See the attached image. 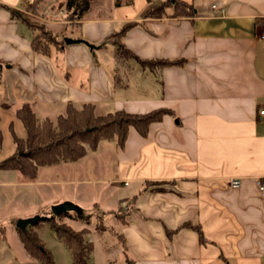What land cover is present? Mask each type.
<instances>
[{"label":"crops","instance_id":"0c3cea01","mask_svg":"<svg viewBox=\"0 0 264 264\" xmlns=\"http://www.w3.org/2000/svg\"><path fill=\"white\" fill-rule=\"evenodd\" d=\"M31 1L0 0L2 133L5 120L13 142V134L26 136L17 118L24 102L39 119L52 120L68 103L81 108L92 102L98 114L170 109L174 114L151 124L146 136L132 127L125 145L114 147L121 164L132 162L119 171V181L136 183L130 194L119 196L131 202L121 224L128 256L135 264H264V193L258 186L264 181V0H184L194 5L193 16L163 18H142L148 0L100 3L77 25L36 14ZM28 20L53 32L58 43L50 44L48 53L34 49L39 31ZM135 20L144 24L123 37L130 50L144 59L184 63L157 71L134 59L118 66L109 37L123 22ZM65 37L80 41L61 44ZM57 106L64 112H56ZM10 113L15 117L7 122ZM2 148L0 161L8 157ZM83 164L47 166L69 169L63 181H44L41 167L34 180L0 169V188L19 187L24 195L11 199L2 193L0 208L16 200L27 208L25 218L41 215L35 206L42 203L43 182L69 187L68 195L52 203L76 204L72 195L78 186L92 181L89 165L88 172L74 170ZM231 178L240 179V186L232 187ZM2 215L0 264H41L20 241L17 220L7 226Z\"/></svg>","mask_w":264,"mask_h":264},{"label":"trees","instance_id":"16d2710c","mask_svg":"<svg viewBox=\"0 0 264 264\" xmlns=\"http://www.w3.org/2000/svg\"><path fill=\"white\" fill-rule=\"evenodd\" d=\"M42 1L34 0L33 2L32 9L36 14L39 13ZM98 1L63 0L58 9L65 12V20L76 23L82 20L85 13ZM148 3V7L142 13V18L182 17L195 14L194 5L184 0H148ZM116 4H119V2ZM28 23L34 30L39 31L32 39L34 49L48 53L50 51L49 45L58 43L53 36V32L39 21L28 20ZM143 24L141 20L123 22L109 37V40L115 46V59L118 66L129 59H134L142 68L157 71L166 66L184 63V59H144L130 50L124 44L123 37L132 28ZM60 43L64 44L65 41H60ZM166 114L173 115L174 112L167 108H159L146 113L114 110L104 115H98L95 113V104L92 102L84 103L81 108L68 103L66 112L58 115L54 122L50 118L39 119L31 103L24 102L17 109V118L22 122L26 130V136L19 137L17 134H13L16 150L0 161V169L18 170L29 178H35L40 167L59 162L77 161L86 156L88 149L95 150L103 140H115L120 147H123L132 127L143 136H146L151 124L161 121ZM3 140L0 127V150L3 146ZM111 211L122 218L124 216L123 213H118L115 209ZM61 215L75 217L85 222H89L90 218V215L84 214L72 216L69 211ZM41 220L49 222L57 232L59 238L70 250L73 264H94L92 261L94 244L86 239L88 229L75 230L70 225H60L54 221V217L40 219L35 225H29L26 232L17 226L23 245L32 259L41 264H57L51 249L33 230V227L41 224ZM96 227L99 232H102L101 229H98V226ZM195 227L201 236V240L205 241L200 225ZM122 245L126 264H135L134 260L128 256L124 239Z\"/></svg>","mask_w":264,"mask_h":264},{"label":"rangeland","instance_id":"374dc122","mask_svg":"<svg viewBox=\"0 0 264 264\" xmlns=\"http://www.w3.org/2000/svg\"><path fill=\"white\" fill-rule=\"evenodd\" d=\"M62 1L63 0H43L42 6H40L39 8L38 15L51 14L52 19L65 20L64 19L66 15L65 12L63 10L58 9L60 8V3ZM124 1L127 0H99L97 3L93 4V7L97 6L100 3L101 4L106 3L107 5L111 3V5H115L117 2H119L120 4ZM31 2L33 3L34 0H32ZM65 21L69 22L72 25L78 24L77 22L72 23L69 20H65ZM62 39L63 38H61L60 40ZM63 110L64 109H61L59 106H57L56 108V112H64ZM95 113L98 114L96 111V106H95ZM98 115H104V114H98ZM14 117L15 116H13L12 113L7 115V122H10V120L14 119ZM52 121L55 122L56 120H52ZM7 124L5 120L1 122V126L3 128V134H4L2 154H5V156H9L15 151V144L12 140V136L10 134L9 129L7 128ZM115 146H116L115 140L101 141L95 150L88 149L86 156L77 160V161H84L86 165L83 164L84 166L82 165V167L80 168H74L76 173L80 174L84 171L88 172L84 168L85 167L88 168L89 165L90 178L92 179V181L88 182V184L86 185L84 184L79 185L78 186L79 190L75 193V196L72 195L76 200L75 202H77L76 204L82 207L83 211L70 210L69 212L72 215H79V214L86 215L87 212H90L91 210H96L94 206H96L95 203H98L100 205L101 211L96 210L99 212L93 214L92 216L90 215L89 222L78 220L75 217L73 218L62 215H58V216L53 215L52 206L54 205V203H52V200H55L56 198H60V196H66L68 195V192H70L69 187L67 186L66 183H59L58 185H55L52 183L43 182L42 203L35 206L36 209L40 210L41 213L40 216L42 217L50 216V218L54 217V221H56L60 225L67 224L70 225L75 230H81L83 228H87L88 232L86 234V239L92 241L94 244V248L92 252V261L94 262V264H109V261H111L110 262L111 264H121V261H124L126 263V257L124 255V251H123L124 249L122 245L123 236L121 234L123 226H121V224H125L126 219L128 218V213H129L128 207L130 206L131 202L124 198L120 199L119 196L130 194V192L135 187L136 183L125 185L124 183H121V181H119V178H121L119 171L128 168L129 165L132 164V162L123 161L122 162L123 164H121V161L117 160V156L115 154L116 149L114 148ZM72 162H76V161H72ZM78 163H82V162H78ZM51 169H52L51 167H47V166L41 167L42 174L40 175V177L44 181H50L55 177H59L63 181L65 178L64 176L66 175V171L67 172L69 171V169L67 170V168L64 169L62 168L59 170H52V171ZM22 175L30 180H34L37 177L36 176L35 178H29L24 174ZM98 178L104 179V181L100 182ZM95 179L97 181L94 182ZM13 181L18 182L15 179ZM2 193L4 194L7 193V196L10 195V197L8 198L11 197L17 198L19 196H24L22 195V192L19 187H11L8 189L0 188V196ZM27 194H29L27 196V199H30L28 200V202H32L34 200V191L28 192ZM78 195L79 196L83 195V198L80 200L77 199ZM121 207L122 208L124 207L123 208L124 211L122 210ZM114 209L118 213H123V215L126 217L124 218L123 215H122L123 218L117 216L116 213L111 211ZM26 211L27 208L24 207L23 203H20L16 200H10L9 202L5 203V206L3 208H0V214H3L2 215L3 222L7 226L12 225L15 219L18 220L20 218H25L24 216ZM41 221H42L41 224L37 225L39 226L38 227L39 234L36 230L37 226L33 227V230L37 232L38 235H40V238L42 237L41 239H43V242L46 243L45 245L48 248L53 249V251L56 252L58 259L57 264H73L71 252L65 246L64 242L59 238L57 232L51 227L49 222H47L46 220H41ZM96 226H98V229H101L102 232L101 231L99 232V230L96 229L97 228ZM17 233L19 235L20 241L22 242L20 233L18 231ZM62 251L65 252V256L62 254ZM127 253L130 256L129 250H127ZM66 255L68 256L67 263H65ZM108 257L110 260L108 259ZM30 258L32 259L31 256Z\"/></svg>","mask_w":264,"mask_h":264},{"label":"water","instance_id":"95a60500","mask_svg":"<svg viewBox=\"0 0 264 264\" xmlns=\"http://www.w3.org/2000/svg\"><path fill=\"white\" fill-rule=\"evenodd\" d=\"M80 39H74L71 37H65V42L66 43H75L79 42ZM70 210H82L81 207L72 201H64L62 203L54 204L52 206V212L53 215H61L62 213ZM50 217H42L40 215H35L32 217H26V218H20L17 220L16 225L20 227L23 231H27L29 225H35L36 223L39 222L40 219H47Z\"/></svg>","mask_w":264,"mask_h":264},{"label":"built area","instance_id":"2783aa9c","mask_svg":"<svg viewBox=\"0 0 264 264\" xmlns=\"http://www.w3.org/2000/svg\"><path fill=\"white\" fill-rule=\"evenodd\" d=\"M260 37L264 39V24H262L260 26ZM65 40V39H64ZM261 113H264V110L261 111ZM229 184L232 186V187H238L240 186L241 184V180L238 179V178H231L229 180ZM258 185L260 187V189L262 190V192L264 193V182L262 180H259L258 181Z\"/></svg>","mask_w":264,"mask_h":264}]
</instances>
